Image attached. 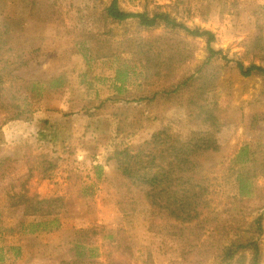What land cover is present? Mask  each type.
Masks as SVG:
<instances>
[{
	"label": "rangeland",
	"instance_id": "obj_1",
	"mask_svg": "<svg viewBox=\"0 0 264 264\" xmlns=\"http://www.w3.org/2000/svg\"><path fill=\"white\" fill-rule=\"evenodd\" d=\"M32 1L0 0V60L24 79L19 82L24 89L18 101L32 114L31 120L2 124L6 111H0L2 225H15L22 217L23 207L12 206L15 199L10 198L20 192L62 196L66 206L59 228L16 234L23 250L20 256L11 251L7 262L60 264L77 244L103 260V234L125 227L133 248L132 264L194 263L200 256L193 253L185 259L184 240L151 223V207L138 189L121 183L114 188L118 177L106 158L116 146L137 145L170 126L215 136L220 149L212 162L218 168L247 143L264 161V80L244 76L236 67L237 61L264 66V0H227L225 9L223 0H119L126 10L168 11L189 26L216 33L212 46L221 53L211 61L204 38L183 30L171 33L180 36L186 53L192 54L174 71L180 80L194 75L178 92L172 91L174 80L155 77L149 85L145 82L146 56L138 46L149 45L145 40L163 27H141L137 19L111 21L105 12L110 0H39V7ZM119 67L125 82L121 91L115 87ZM54 73L67 77L63 89L45 90L41 97L27 90L33 80ZM154 91L158 96L149 98ZM126 101H133L136 109L130 111ZM116 107L130 111V118L133 112L141 113L144 128L134 135L117 134ZM207 115L214 117V126L202 120ZM41 153L58 158L59 166L47 177L31 171L32 157ZM256 182L251 200L234 203L231 196L224 198L220 217L229 225L264 213V176ZM119 199L124 200L127 214ZM11 238L3 243H14ZM261 243L264 264V233Z\"/></svg>",
	"mask_w": 264,
	"mask_h": 264
},
{
	"label": "trees",
	"instance_id": "obj_2",
	"mask_svg": "<svg viewBox=\"0 0 264 264\" xmlns=\"http://www.w3.org/2000/svg\"><path fill=\"white\" fill-rule=\"evenodd\" d=\"M234 4V2H233ZM39 7V0L31 2ZM224 9L227 0H223ZM106 16L111 21L122 22L137 19L141 27L148 29L163 27V31L150 36L145 41L149 45L138 48L146 56L145 82L149 85L152 78L174 80V89L178 92L194 75L180 80L174 74L178 65L187 62L192 54H187L180 36L171 34L183 30L194 38H204L208 44L207 61L216 59L221 50L212 44L216 41V33L200 25L189 26L178 20L168 11H130L124 9L119 0H110L105 8ZM236 67L244 76L257 75L264 80V66L256 63L246 65L236 62ZM178 78V79H177ZM177 79V80H176ZM115 87L121 91L125 87L123 70L119 67L115 75ZM24 79L0 60V111H6L2 124L11 120H31L30 109L23 106L18 99L24 89ZM64 73H54L46 79L33 80L27 88L33 95L42 96L45 90L63 89L67 85ZM158 96L154 91L149 98ZM113 99V98H111ZM130 111L136 109L133 101H126ZM137 103V102H136ZM116 107L113 113L119 116L117 134L129 132L136 134V129L144 128L143 119L136 112H121ZM142 111V110H140ZM69 114V113H67ZM214 126L215 119L207 115L202 118ZM220 149L215 136L195 134L188 129L185 132L164 126L154 131L149 138L139 144L118 145L106 158L117 176L118 183L138 189L151 207V223L159 226V231L169 234L187 243L182 254L189 259L193 253L200 257L192 264H263L262 235L264 233V213L251 220L245 219L238 226L229 225L221 218V206L224 198L230 197L233 202H246L256 194L259 176H264V161H261L251 144H244L218 168L212 162L213 154ZM35 168L42 177H47L58 166V158L41 153L32 157ZM3 161L0 162V167ZM101 168V166L99 165ZM102 176L101 172L97 173ZM108 180V178H105ZM220 188L228 189L219 192ZM15 199L12 206H22V217L17 218L15 225H2L0 211V264L7 262L9 253L16 256L22 253L16 234H30L40 231H51L62 224L60 214L65 210L62 196H41L27 191L10 196ZM124 200H118L122 211L127 214ZM7 237L14 243L5 244ZM104 259L89 255L81 244L69 248L60 264H132L133 248L130 236L125 227L109 228L103 234ZM12 251V252H11ZM144 264H149L148 261Z\"/></svg>",
	"mask_w": 264,
	"mask_h": 264
}]
</instances>
